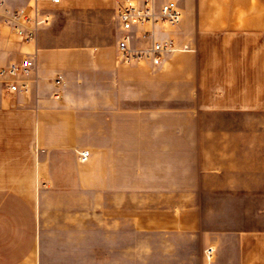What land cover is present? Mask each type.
<instances>
[{"label": "crops", "instance_id": "1", "mask_svg": "<svg viewBox=\"0 0 264 264\" xmlns=\"http://www.w3.org/2000/svg\"><path fill=\"white\" fill-rule=\"evenodd\" d=\"M124 1L0 0V67L33 62L0 91V264H264V0H175L177 23L129 30ZM16 9L50 20L23 40ZM123 38L175 47L122 60ZM44 182L100 187L101 258L93 195Z\"/></svg>", "mask_w": 264, "mask_h": 264}, {"label": "built area", "instance_id": "2", "mask_svg": "<svg viewBox=\"0 0 264 264\" xmlns=\"http://www.w3.org/2000/svg\"><path fill=\"white\" fill-rule=\"evenodd\" d=\"M59 1V0H54ZM154 0H125L118 8V17L122 23L123 29L129 30L134 25L143 24L149 20L154 22L161 21L164 24H175L181 18V11L175 0H166L157 12ZM50 15L42 13L35 9L31 14L26 9H16L8 13L3 19L4 23L13 28L23 40H33L39 26L48 23ZM1 33V23H0ZM172 40H155L149 48L136 49L127 44V38L119 42L118 56L122 60H143L148 58L153 64H160L165 54L174 50ZM33 65L29 57H24L19 63H12L8 66L0 67V91L15 93L25 90L27 83L23 77L27 75ZM59 81V79L57 80ZM90 156L89 150H81L79 159L86 161ZM212 248L207 249V255L210 258Z\"/></svg>", "mask_w": 264, "mask_h": 264}, {"label": "rangeland", "instance_id": "3", "mask_svg": "<svg viewBox=\"0 0 264 264\" xmlns=\"http://www.w3.org/2000/svg\"><path fill=\"white\" fill-rule=\"evenodd\" d=\"M81 150V149H80ZM88 150V149H83ZM100 182H95L94 185L98 186ZM43 188L46 190V194H56V195H71V194H84L93 195L94 197V243H95V257L101 258V219H100V187H95L93 192L86 191L84 187H80V182H44L42 184ZM51 218L59 220V217H65L62 213H52ZM65 252H63L64 254ZM68 254V253H66Z\"/></svg>", "mask_w": 264, "mask_h": 264}]
</instances>
